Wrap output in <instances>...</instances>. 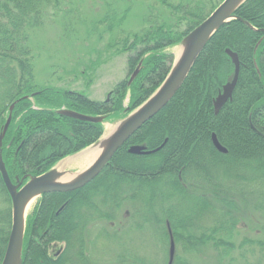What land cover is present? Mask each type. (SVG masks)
I'll return each instance as SVG.
<instances>
[{
  "label": "trees",
  "instance_id": "trees-1",
  "mask_svg": "<svg viewBox=\"0 0 264 264\" xmlns=\"http://www.w3.org/2000/svg\"><path fill=\"white\" fill-rule=\"evenodd\" d=\"M61 1L0 0V133L13 105L0 153L15 185L96 143L107 118H125L147 100L173 65L167 48L180 44L223 0H140L150 3L137 30L127 29L132 0L106 3L92 30L99 40L105 32L113 35L107 47L126 54V74L103 100L37 80L29 39L43 26L48 9L57 10ZM235 16L211 36L168 103L91 181L36 200L25 220L21 264H91L94 231L106 236L104 223L115 222L125 206L130 216L124 224L134 229L154 224L168 247L171 234L172 264H187L189 252L205 247L231 262L236 248L252 244L244 239L236 246L233 239L243 203L255 197L254 207L264 209V195L257 191L264 187V0H246ZM227 49L236 53L239 73L231 99L215 113L214 100L234 71ZM62 110L103 120L82 121ZM212 134L226 153L214 147ZM133 145L158 150L134 155L128 152ZM0 197L1 264L11 228V202L1 175ZM202 210L212 214L203 216ZM204 218L212 224H203ZM52 242L63 243L56 257L48 253Z\"/></svg>",
  "mask_w": 264,
  "mask_h": 264
},
{
  "label": "rangeland",
  "instance_id": "rangeland-1",
  "mask_svg": "<svg viewBox=\"0 0 264 264\" xmlns=\"http://www.w3.org/2000/svg\"><path fill=\"white\" fill-rule=\"evenodd\" d=\"M108 2L122 5L125 0H62L57 10L48 9L43 26L35 30L29 39L35 55L34 72L39 83L78 90L90 99L103 100L113 85L125 77L126 54L107 47V43L113 40V35L105 32L99 40L92 30V25L104 13ZM145 3L150 1L142 3L140 0H132L127 29L137 30L140 27ZM181 47L178 44L167 48V51L173 53V65L181 57ZM127 104L128 98L124 100V105ZM120 121L121 118L117 116L107 118V123L112 125V129L108 130L109 138L117 130ZM257 191L262 198L264 187ZM238 201L240 203L239 199ZM251 201L253 203L242 204L241 221L237 225L233 242L238 246L244 239H248L253 241L252 244L247 243L236 248L232 252L231 257L234 259L231 262L229 257L221 256L211 247L200 248L199 252H189L185 256L187 264H264V209L254 207L258 202L255 197ZM35 203L36 200L26 218ZM187 203L189 207L190 201ZM130 207L132 210H140L139 206L133 208L130 204ZM216 211L214 210L215 213ZM202 212L203 216L212 214L210 210ZM128 216L130 212L125 206L115 222L104 223L108 230L106 236L102 231H94L98 238L91 244V264H165L167 241L157 227L149 223L134 229L129 223H123ZM136 219L139 222L138 215ZM202 221L206 225L213 222L209 218ZM60 249V242L49 244L51 255ZM178 253L184 255L180 250Z\"/></svg>",
  "mask_w": 264,
  "mask_h": 264
},
{
  "label": "water",
  "instance_id": "water-1",
  "mask_svg": "<svg viewBox=\"0 0 264 264\" xmlns=\"http://www.w3.org/2000/svg\"><path fill=\"white\" fill-rule=\"evenodd\" d=\"M245 1L246 0H223L199 25L183 38L180 43L183 47L181 57L174 65H172L165 80L147 100L129 113L125 118L121 119L117 130L106 140L102 152L97 159L91 166L78 174L73 180H62L63 174L58 172L55 167H52L41 175L30 177L23 185L21 182L16 185L12 184L0 153V175L11 202V228L1 264L22 263L23 238L26 220L25 209L27 204L31 200L39 198L42 194L74 190L91 181L101 171L116 150L121 147L124 142L146 121L152 118L168 103L183 83L194 61L211 36L222 25L236 18V9ZM226 53L234 65V71L231 80L223 85L221 91L214 100L213 106L215 113H217L219 109L231 99L239 73V60L236 53L228 49L226 50ZM12 108L13 105L9 108L10 113L0 133V150L3 137L11 120ZM59 113L82 121L103 120L102 117H91L67 110L59 111ZM211 140L212 144L219 152L226 153V149L220 145L215 134H212ZM156 150H158V148L147 150L140 145H133L128 148V152L134 155H147ZM174 254L175 245L170 234L167 264L173 263Z\"/></svg>",
  "mask_w": 264,
  "mask_h": 264
},
{
  "label": "crops",
  "instance_id": "crops-1",
  "mask_svg": "<svg viewBox=\"0 0 264 264\" xmlns=\"http://www.w3.org/2000/svg\"><path fill=\"white\" fill-rule=\"evenodd\" d=\"M107 124L108 123L105 122L104 126H106ZM104 134L105 132L97 143H94L75 154L63 158L55 164V169L63 174L62 180L71 181L78 174L92 165V163L102 152L103 148L98 150V145L101 142L102 138L105 136Z\"/></svg>",
  "mask_w": 264,
  "mask_h": 264
},
{
  "label": "bare ground",
  "instance_id": "bare-ground-1",
  "mask_svg": "<svg viewBox=\"0 0 264 264\" xmlns=\"http://www.w3.org/2000/svg\"><path fill=\"white\" fill-rule=\"evenodd\" d=\"M182 50H183V47H181V49L179 50V52H181ZM109 129H112V125L107 124V125L105 126V130H106V131H105V134H104L105 136L102 138L101 142L99 143V145H98V150H100V149L103 148V146H104L106 140L109 138V137H108V135H109L108 130H109ZM35 200H36V199L31 200V201L27 204L26 209H25V215L28 213V211H29L30 208L32 207V205H33V203L35 202Z\"/></svg>",
  "mask_w": 264,
  "mask_h": 264
},
{
  "label": "flooded vegetation",
  "instance_id": "flooded-vegetation-1",
  "mask_svg": "<svg viewBox=\"0 0 264 264\" xmlns=\"http://www.w3.org/2000/svg\"><path fill=\"white\" fill-rule=\"evenodd\" d=\"M37 199H38V198H37ZM62 248H63V243H62ZM61 250H62V249H60V250H59L57 253H55L54 255H51V254L49 253V247H48V253H49V255L52 256V257H56V256H58V254H60Z\"/></svg>",
  "mask_w": 264,
  "mask_h": 264
}]
</instances>
